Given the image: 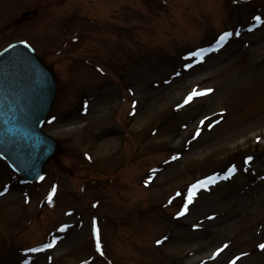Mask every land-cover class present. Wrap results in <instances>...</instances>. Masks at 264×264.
Wrapping results in <instances>:
<instances>
[{
    "label": "rangeland",
    "instance_id": "obj_1",
    "mask_svg": "<svg viewBox=\"0 0 264 264\" xmlns=\"http://www.w3.org/2000/svg\"><path fill=\"white\" fill-rule=\"evenodd\" d=\"M167 2L0 0V50L57 76L63 147L30 185L0 160V264H264V0Z\"/></svg>",
    "mask_w": 264,
    "mask_h": 264
},
{
    "label": "water",
    "instance_id": "obj_2",
    "mask_svg": "<svg viewBox=\"0 0 264 264\" xmlns=\"http://www.w3.org/2000/svg\"><path fill=\"white\" fill-rule=\"evenodd\" d=\"M55 91L52 73L25 46L0 55V151L29 180L42 172L58 148L40 130Z\"/></svg>",
    "mask_w": 264,
    "mask_h": 264
},
{
    "label": "snow or ice",
    "instance_id": "obj_3",
    "mask_svg": "<svg viewBox=\"0 0 264 264\" xmlns=\"http://www.w3.org/2000/svg\"><path fill=\"white\" fill-rule=\"evenodd\" d=\"M256 20L257 22H260L261 21V18L260 17H256ZM238 34V33H237ZM231 33H225V36H230ZM222 40L224 39V37L221 38ZM210 91V90H209ZM204 93H200V92H197V91H194L192 94H190L188 97H187V103H191L195 97L199 96V95H203ZM235 171V168L232 169V172ZM214 182V181H213ZM208 182L207 181H202L200 182V184L198 185H193V188H192V191H191V194L189 195V203H191L192 201V198L195 196V193H196V190L197 188L201 187V186H206ZM52 195H55V191L53 190V193ZM51 199V196L49 197ZM185 211H187V207H185ZM183 214V213H181ZM97 232V241L99 242V229L97 228L96 230ZM53 245L52 244H49V247H52ZM226 247V246H225ZM260 248L261 249H264V244H261L260 245ZM222 251V250H221ZM103 254V253H102ZM219 254V253H218ZM233 264H235V262H233Z\"/></svg>",
    "mask_w": 264,
    "mask_h": 264
}]
</instances>
